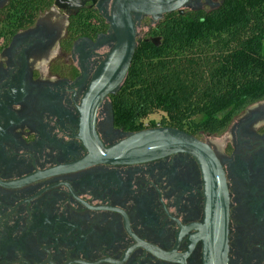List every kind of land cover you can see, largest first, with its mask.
I'll return each instance as SVG.
<instances>
[{"label": "flooded vegetation", "instance_id": "flooded-vegetation-1", "mask_svg": "<svg viewBox=\"0 0 264 264\" xmlns=\"http://www.w3.org/2000/svg\"><path fill=\"white\" fill-rule=\"evenodd\" d=\"M19 1L0 0V264H202L205 196L191 155L84 160L78 107L112 44L95 5L45 0L26 24ZM109 1L99 4L107 9ZM202 2L217 6L189 0L181 15L205 10ZM87 11V30L76 31L74 19ZM150 21L135 19L141 38L151 37ZM114 93L93 113L103 146L131 132L115 124ZM144 118L143 128L163 126ZM193 136L223 172L227 264H264V98L231 115L222 131Z\"/></svg>", "mask_w": 264, "mask_h": 264}, {"label": "trees", "instance_id": "trees-1", "mask_svg": "<svg viewBox=\"0 0 264 264\" xmlns=\"http://www.w3.org/2000/svg\"><path fill=\"white\" fill-rule=\"evenodd\" d=\"M18 5L27 24L48 3ZM92 15L87 11L74 19L75 30L80 25L87 30L85 20ZM147 34L151 37L140 38L114 93L116 126L139 130L142 118L159 111L163 126L193 135L218 133L231 115L264 98V0H218L212 9L168 12ZM152 37H158L156 44Z\"/></svg>", "mask_w": 264, "mask_h": 264}, {"label": "water", "instance_id": "water-1", "mask_svg": "<svg viewBox=\"0 0 264 264\" xmlns=\"http://www.w3.org/2000/svg\"><path fill=\"white\" fill-rule=\"evenodd\" d=\"M58 8L95 5L104 18L112 40L103 59L95 67L80 100L78 136L84 144L88 163H138L174 153L191 155L199 165L205 196V219L198 227L202 240V264H227L226 222L227 191L221 167L209 146L177 128L159 126L125 133L112 144L103 146L93 130V113L97 102L114 93L123 83L133 51L139 42L135 19L148 16L152 24L162 14L182 13L189 0H110L107 9L100 0H53ZM151 42L157 43L158 37Z\"/></svg>", "mask_w": 264, "mask_h": 264}, {"label": "rangeland", "instance_id": "rangeland-1", "mask_svg": "<svg viewBox=\"0 0 264 264\" xmlns=\"http://www.w3.org/2000/svg\"><path fill=\"white\" fill-rule=\"evenodd\" d=\"M213 2L217 3L218 0H212ZM202 5L204 6L205 9H208L209 7L204 5V3L202 2ZM45 13H42L41 16L43 17L44 15L48 14V11L47 9H44ZM143 17H147L149 18V20H152L150 17L148 16H143ZM139 17H137V20H138ZM146 22V20L144 21ZM147 23V22H146ZM145 23V24H146ZM143 29H144V25L141 23L139 26L137 25V37L141 38L140 37V34L143 32ZM263 45H264V40H263ZM159 116H160V112L157 111V112H153V113H150L148 114L144 119V122H147L148 120H154V121H158L159 119ZM194 120H198L199 119V116H196V117H193Z\"/></svg>", "mask_w": 264, "mask_h": 264}]
</instances>
